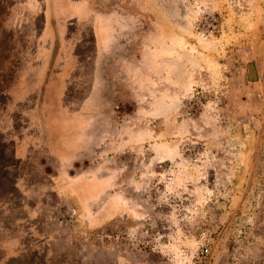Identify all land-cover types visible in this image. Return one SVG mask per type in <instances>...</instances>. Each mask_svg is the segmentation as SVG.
I'll return each instance as SVG.
<instances>
[{
    "label": "rangeland",
    "instance_id": "rangeland-1",
    "mask_svg": "<svg viewBox=\"0 0 264 264\" xmlns=\"http://www.w3.org/2000/svg\"><path fill=\"white\" fill-rule=\"evenodd\" d=\"M140 1L142 43L127 32L111 50L120 56L96 60L87 20L70 26L55 10L60 36L48 41L46 0H0V264L87 260L84 234L53 240L62 253L51 258L37 238H50L42 211H57L56 191L83 214L103 208L106 198L85 191L84 168L97 163L124 165L150 221L138 240L165 243L171 264L206 252L207 264H264V0ZM149 32L157 39L145 42ZM48 63L44 93L17 91ZM86 131L94 161L73 168ZM48 159L56 171H39Z\"/></svg>",
    "mask_w": 264,
    "mask_h": 264
},
{
    "label": "crops",
    "instance_id": "crops-1",
    "mask_svg": "<svg viewBox=\"0 0 264 264\" xmlns=\"http://www.w3.org/2000/svg\"><path fill=\"white\" fill-rule=\"evenodd\" d=\"M98 2L101 3L99 5L100 8L97 7ZM20 5L21 7H19V4H16V6L14 5L10 8L12 11L20 10V12H25V4ZM55 10L61 11V13L63 14H68L69 17H71L70 21H72V23L70 24V26L75 24L78 27L87 20L89 26L92 28V36L94 41L93 45L96 49V60L104 59L105 56H107L108 59H110L113 55L120 56V52L111 53V50L116 48L118 51H122V49H124L126 42V33L128 32L127 34L130 35L133 34L132 36L127 35V38L133 37V42H135L137 35L140 36V34L142 33L140 32V34H136V30H139V26L141 24L139 20V18H141L142 16L141 12L144 11V7L141 4L140 0H133L131 2H128L127 0H120V2L114 1V3L111 0H46L45 7L43 9V11L45 12V19L42 30L43 36L46 38L45 40L48 41H50V39L51 41H53L55 38H57V35L60 36L58 31V25L60 23L56 19V14H54ZM21 24H23V19ZM15 26L17 27V24ZM61 28L63 32V29L65 27L61 25ZM141 36L140 38H138L140 44L142 43ZM157 36L158 35L156 32H149L144 38V41L149 42L151 40H155L157 39ZM47 53L48 52L46 51V59ZM48 71L49 63L46 69L44 68V70L39 71L34 88L25 86L24 84H26V81L23 79L21 80V85L20 87L18 86L19 88L17 89V91L20 93L25 92L28 89L34 91L35 88L41 87V91L42 93H44L45 86L48 83L46 80ZM56 74L57 73L55 72L53 79L58 77V75L56 76ZM16 87H13L11 91L15 90ZM98 88L99 82L95 78L94 82L90 86V95L85 100L86 102L88 101L89 103H91L92 98H94L95 96V93L99 90ZM14 93L16 92L14 91ZM88 120L90 122L89 117ZM84 136H86V138L84 140L82 139L83 144L81 145L83 146V148L81 149V151L77 152L76 164L75 166H72L73 168H76V165L79 163L80 159L86 160L90 155L93 156L94 151L93 145L91 143L94 137L93 133L91 132L90 134L86 131L84 133ZM82 151H85V154H82ZM51 161V159H48V161H43L44 165L39 169V171H45L46 173H49L51 171L52 173L55 172L56 168H53L51 164L49 167H47V165ZM58 165L59 175L68 170L67 160L61 159L58 162ZM84 169H86L87 173H90L89 178L92 181V183L85 188V191L87 189L89 191H86V194L88 196H90V194L93 196L97 195L100 199L106 198V200L103 201V208L98 209L92 216L91 214L82 215V219L85 222L86 226L91 228L92 226H97L99 224L102 226H106V229L109 230L117 228L118 231H123L125 233L126 231H128L127 233L136 232V229L134 228L136 227L135 225H139L141 223V220L145 219V215L139 209L141 208V204L137 200V198L135 196H129L125 192V190L121 188L124 185V171L119 169L118 167H109L105 170V167H99L97 169L85 166ZM105 171H109L110 173L104 174ZM69 172L71 175L73 174L72 171ZM56 193L57 191L54 194L58 196ZM37 240L47 247L48 251L50 252V258L55 256L58 257L60 256V253H62L61 247H57L54 244L52 246L51 241H43V237L37 238ZM124 244L126 243L124 242ZM26 246L28 247L29 245L26 244ZM6 248L9 251L13 250L9 244H6ZM69 249L72 248L69 247ZM123 250L125 251L116 253L114 257H112L111 254H108L105 264H150L151 262L142 260L140 256H136V253H134L131 249H128V247L127 249ZM159 252L161 253L160 250H156V253ZM14 256L17 255L14 254ZM156 256L160 257L159 255ZM6 260L4 264L6 263ZM165 261L162 258L161 264H169L167 261Z\"/></svg>",
    "mask_w": 264,
    "mask_h": 264
},
{
    "label": "flooded vegetation",
    "instance_id": "flooded-vegetation-1",
    "mask_svg": "<svg viewBox=\"0 0 264 264\" xmlns=\"http://www.w3.org/2000/svg\"><path fill=\"white\" fill-rule=\"evenodd\" d=\"M92 143V142H91ZM94 151V150H93ZM94 154V152H93ZM94 156V155H93ZM88 160L93 162V158L90 155L88 157ZM122 165V164H121ZM87 167H93V168H99V167H105V170L110 168H119L124 171L123 175V180L125 182V169L124 165L120 167L118 166H113V165H107V164H101L97 163L96 165L93 164H87ZM102 172V171H101ZM74 174V172L72 171ZM100 173V172H98ZM109 174V171H105L104 174ZM105 176V175H104ZM126 183H124L125 185ZM121 187L129 196L130 195L129 191H127L126 186ZM138 201L141 200L140 197H136ZM55 203L58 204L56 206L57 211L53 213L52 211L50 212V216L46 214V207L42 211L43 214V229L47 230L49 235H50V240L48 241L53 242V240H58L62 242V238H67L69 237L71 240L73 238L77 237L79 233L84 234L85 239H86V245L84 246L83 244L81 245V254L86 256L87 260L85 262H81L85 264L86 262L89 263V259H95L99 261L96 264H105L107 255L111 254L112 257L116 255V253L125 251L123 249H131L134 253H136V256H140L142 260L146 261H151L150 264H161L162 258L164 261L166 260L169 264H171V254H167L165 252V247L166 244H157L153 247H148L146 244L147 242L143 243L144 240L141 242L138 240V237L144 233H148L149 229L146 228L147 225L150 224V221H148V215L144 212L142 207L139 208L142 213L145 215V219L141 220V223L138 225H135L134 227L136 229V232L133 233H127L128 231L123 232V231H118L117 228H114L113 230L106 229V226L102 225H97V226H92L91 228L86 226L85 222L82 219V215H85L82 213L80 208H78L76 205L72 204L68 200L61 199L60 196H55ZM141 204V203H140ZM49 206V204H45V206ZM60 206V208H59ZM50 207V206H49ZM65 210V212H64ZM61 211V212H60ZM65 213V214H64ZM79 226L83 227L82 229L78 227ZM49 224V225H48ZM53 226V227H52ZM51 227L54 229L52 230ZM105 227V228H104ZM116 227V226H115ZM131 227V226H130ZM160 233V231L158 232ZM73 235V237L71 236ZM130 237H133L132 239ZM137 237V238H136ZM55 238V239H54ZM68 238V239H69ZM43 241H45L43 239ZM95 243V245H92V243ZM124 242L126 244H124ZM124 245V246H123ZM155 250V251H154ZM157 251H161V253H156ZM154 251V252H153ZM88 253L91 254L92 257H88ZM86 254V255H85ZM159 255L160 257L156 256ZM111 257V259H112ZM167 257V258H166ZM100 258V259H99ZM165 261V262H166ZM86 263V264H87Z\"/></svg>",
    "mask_w": 264,
    "mask_h": 264
},
{
    "label": "built area",
    "instance_id": "built-area-1",
    "mask_svg": "<svg viewBox=\"0 0 264 264\" xmlns=\"http://www.w3.org/2000/svg\"><path fill=\"white\" fill-rule=\"evenodd\" d=\"M205 255H202V258L201 259H198L197 263L196 264H207V252L204 253Z\"/></svg>",
    "mask_w": 264,
    "mask_h": 264
},
{
    "label": "trees",
    "instance_id": "trees-1",
    "mask_svg": "<svg viewBox=\"0 0 264 264\" xmlns=\"http://www.w3.org/2000/svg\"><path fill=\"white\" fill-rule=\"evenodd\" d=\"M88 27L90 28V31H91V34H92V28L89 26V24H88ZM92 40H93V36H92Z\"/></svg>",
    "mask_w": 264,
    "mask_h": 264
}]
</instances>
